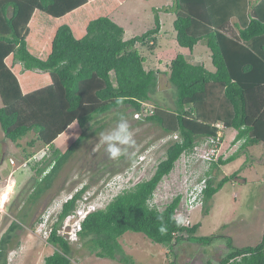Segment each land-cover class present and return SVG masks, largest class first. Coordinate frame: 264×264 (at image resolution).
I'll use <instances>...</instances> for the list:
<instances>
[{"label": "trees", "instance_id": "trees-1", "mask_svg": "<svg viewBox=\"0 0 264 264\" xmlns=\"http://www.w3.org/2000/svg\"><path fill=\"white\" fill-rule=\"evenodd\" d=\"M87 1L0 0V130L12 142L33 132V142L39 141L50 150L47 159L32 166L42 176L30 199H37L48 189L81 143L104 126L103 116L122 108L132 113L146 110L141 116L145 121L177 138L166 143L164 156L149 178L122 189L103 208L89 212L80 221L78 240L97 257L122 264H136L119 242L127 231L143 233L170 250L183 241L210 245L218 235L199 236L198 223L177 227L172 219L181 194L172 196L161 209L151 200L184 152H191L209 136L233 129L236 134L232 141L240 142L238 149L227 157L218 155L200 170V177L206 178L201 206L207 213L213 195L235 176L220 174L221 166L251 146L264 145V0L244 5L247 17H238L237 33L227 24L225 13L232 6L240 8V0H173L164 8L175 14L173 29L178 46L192 50L203 42L214 70L177 53L167 65L174 107L152 110L145 104L156 89L158 71L146 68L138 45L156 48L161 28L158 10L151 28L128 39H123V27L105 15L90 20L81 38L74 36L69 25H59L46 59L28 51L25 38L35 10L58 18ZM10 55L12 63H20L23 70L47 72L50 82L23 93L16 74L5 62ZM73 123L81 131L62 151L55 140ZM85 189L77 190L61 204L47 236L54 250L44 257L43 264H71V243L58 230ZM162 225L167 228L163 234L159 230ZM17 228L20 224L11 221L0 236V264H8L9 244ZM225 241L226 251L218 264H264V226L260 241L253 246L236 247L231 237Z\"/></svg>", "mask_w": 264, "mask_h": 264}, {"label": "rangeland", "instance_id": "rangeland-1", "mask_svg": "<svg viewBox=\"0 0 264 264\" xmlns=\"http://www.w3.org/2000/svg\"><path fill=\"white\" fill-rule=\"evenodd\" d=\"M172 3L173 0H126L115 10L113 20L123 27V39H128L151 28L156 10L161 9L158 14L162 21V35L173 41L175 14L164 11V8ZM106 4L110 5L109 1ZM96 5L99 7L92 18L105 16L107 11L100 7L102 3L99 1L94 4ZM76 16L81 17L79 13ZM138 48L145 58L146 68H155L158 59L156 50H150L143 45H138ZM174 50L175 48L164 51L160 57L163 64L172 55L182 53L187 58L193 55L197 61L202 58L206 68L213 70L210 51L202 42H198L192 51L178 46L175 53ZM7 61L12 70L17 72L11 57ZM160 69H163V72L158 73L156 89L145 104L149 110L156 107H174V88L168 80L167 72H164L167 67L160 65ZM142 115L144 114L139 116ZM139 116H135V113L127 108L114 110L103 116L101 122L103 121L104 126L81 143L53 178L49 188L35 200L30 199V194L38 185L37 179L42 175L36 174L32 166L35 163L40 165L47 159L50 150L39 141L33 142V132L12 142L6 139L0 130V194L7 192L6 200L0 202V236L11 221L20 224L9 244L8 264H43L44 257L54 250V246L47 242V236L56 220V214L61 204L77 190L86 186L83 197L77 202V206L81 203L87 209L80 215L84 217L89 211L103 208L123 187H131L150 177L157 162L164 156L166 143L176 134H164L157 125ZM121 121H127L134 143L122 145L114 142L120 147L121 155L112 159L107 151V143L103 142L102 137L115 136ZM80 131L78 125L73 123L55 140V146L63 151ZM235 134L233 129L224 130L219 155L226 157L238 149L240 142L234 145L232 141ZM10 161H13V164ZM190 167H195L198 172L202 170L200 164L192 163ZM49 168L50 166L46 167L45 172ZM181 168L180 156L175 168L163 178L154 191L151 203L159 209L176 193L185 194L188 172L183 173ZM196 171L193 172L197 173ZM232 173H235L233 179L213 195L207 213L201 205L189 211L183 204L178 207V213L184 222H189V225L199 224L197 235H218L210 245L183 241L170 250L152 242L143 233L127 231L119 238L124 251L132 256L136 264H218V259L226 251L225 240L228 237L232 238L236 247L257 244L264 226V145L259 143L251 146L248 151L221 166L220 174ZM219 177L220 175L217 179ZM78 220V217L70 215L58 230L71 243V264H122L90 253L75 235L74 229L77 223L79 224Z\"/></svg>", "mask_w": 264, "mask_h": 264}, {"label": "crops", "instance_id": "crops-1", "mask_svg": "<svg viewBox=\"0 0 264 264\" xmlns=\"http://www.w3.org/2000/svg\"><path fill=\"white\" fill-rule=\"evenodd\" d=\"M99 1L102 3V5H100V7L102 9H104V11H107L105 13V15L110 16L112 19L115 18V13H116L115 10L118 9L121 5H123L126 2V0H88L87 3H85L84 5L78 7L76 9L72 10L71 12H68L67 14H65L61 17H58V18L52 17V16H50V15H48V14H46L40 10H35L31 16L30 20H29V23H28L29 32L25 38L26 47H27L28 51L32 55H34L38 58L46 59L50 53V50H51V41H52L53 35L55 33V30L61 24L69 25L70 28L72 29L74 36L76 38H81L86 32V26H87L88 22L90 20L94 19L92 17H94V15H96V13H95L96 9H98L99 6H97V5L94 6V4H96ZM107 1H109L110 5L106 4ZM220 1H222V0H220ZM240 1H241L240 5L238 6L240 8L237 9V8H233V6H232L226 10V13L224 11L226 16H228L227 24L230 25L231 27H233V33H237V31H238L237 30V23L240 24L238 21V17L241 16L244 19L247 17V13L246 12L244 13V11H243L244 5L249 7L250 4H254L255 2H258L259 0H240ZM90 4H92L91 7L89 6ZM240 9H241V11H240ZM157 10H158V13H159V11H161V9L160 10L157 9ZM170 12H172V11H170ZM78 13L81 15L80 18H78L76 16ZM158 17H159V14H158ZM159 21L161 24L162 21H161L160 17H159ZM116 23L121 25L118 21H116ZM161 26H162V24H161ZM177 46H178V44H177L176 40L174 39L172 41V40H168L167 38H165L162 35V31L160 28L159 33H158L157 46L155 48L156 53L158 54V59L156 61L157 66L155 68L149 67L147 69H154V70L158 71V73H160V71L163 72V69H160V65L167 67L169 61L176 54L174 56L172 55L170 57V59L165 64L162 63V60L160 57L164 54V51H166L167 49L175 48V50H174V53H175ZM190 51H192V50H190ZM10 57L12 60V56L10 55L6 58V60H5L6 63H8L7 59ZM185 57L187 58V56H185ZM190 57L191 58H187L189 61H191L193 63L203 64L204 67L206 68L202 58H198L199 61H197V60H195L193 55ZM13 64L15 65L17 72L19 71V73H17L15 70H13L14 73L16 74L18 80H19V83H20V86H21L23 93H27L29 91L36 89V88L42 87V86H44L50 82V76L47 72L23 70L20 63L15 62ZM213 70H214V68H213ZM213 70H210V71H213ZM167 71H168V68L164 72L166 73ZM158 73H157V76H158ZM167 74H168V72H167ZM43 82H46V83H43ZM37 85H41V86H37Z\"/></svg>", "mask_w": 264, "mask_h": 264}, {"label": "built area", "instance_id": "built-area-1", "mask_svg": "<svg viewBox=\"0 0 264 264\" xmlns=\"http://www.w3.org/2000/svg\"><path fill=\"white\" fill-rule=\"evenodd\" d=\"M140 114H146V110L143 112L135 113V116L138 117ZM218 126L221 127L220 124H218ZM221 136H222V132H218V134L214 137L209 136L205 138L202 142H200V144L196 145L191 152L189 153L184 152L181 155V164H182L181 169L183 170V173L188 172V183H187L188 186L185 190V194L178 192L175 195L177 194L182 195L179 205L183 204L185 209L188 211L202 204V191L206 184V178L200 177V170L198 172L195 170V167L191 168L190 166L192 163H196L205 167L211 161V159H215L218 156L217 154L221 146V142H220ZM172 138L176 139L177 135ZM193 171H196L197 173H194ZM86 210L87 209L84 208V205L79 203L73 215L71 214V216L80 217V215H82ZM176 214H178V216ZM175 217L181 218V216L178 213V209H176ZM183 225L185 226L189 225V222H184Z\"/></svg>", "mask_w": 264, "mask_h": 264}, {"label": "clouds", "instance_id": "clouds-1", "mask_svg": "<svg viewBox=\"0 0 264 264\" xmlns=\"http://www.w3.org/2000/svg\"><path fill=\"white\" fill-rule=\"evenodd\" d=\"M118 128H119V131L118 133L115 135V136H112V135H104L102 137L103 139V142L107 143V151L108 153L110 154V157L112 159H117L119 158V156L121 155V149L120 147H117L116 144L114 142H119V144H122V145H127V144H131V143H134V141L132 140V133L129 129V125L127 123V121H121L119 124H118ZM223 133V132H222ZM222 143V142H221ZM219 155V154H218ZM11 164H13V161H10ZM124 188H128L127 186L126 187H123L122 189ZM121 189V190H122ZM120 190V191H121ZM83 197V196H82ZM81 197V198H82ZM81 198H79L78 200H80ZM77 200V202H78ZM88 206V205H87ZM77 207V205H76ZM75 207V209H76ZM75 211V210H74ZM73 211V213H74ZM91 212V211H89ZM72 213V214H73ZM70 216V215H69ZM68 217V216H67ZM66 217V218H67ZM78 217V216H77ZM85 217V216H84ZM84 217H78V222L79 224L77 223L76 225V228L74 229L75 230V235L77 233V231L79 230L80 228V221H82L84 219ZM65 218V219H66ZM172 219L175 221L177 227L179 226H182L183 223H184V220L183 218H176V217H172ZM160 232L163 234V233H166L167 231V228L166 226H161L160 227ZM77 236V235H76Z\"/></svg>", "mask_w": 264, "mask_h": 264}, {"label": "bare ground", "instance_id": "bare-ground-1", "mask_svg": "<svg viewBox=\"0 0 264 264\" xmlns=\"http://www.w3.org/2000/svg\"><path fill=\"white\" fill-rule=\"evenodd\" d=\"M6 195H7V192L6 191H3L1 194H0V202L3 203L5 200H6Z\"/></svg>", "mask_w": 264, "mask_h": 264}]
</instances>
